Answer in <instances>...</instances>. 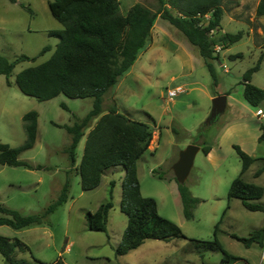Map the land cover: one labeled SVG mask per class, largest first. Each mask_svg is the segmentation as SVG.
Returning <instances> with one entry per match:
<instances>
[{"label": "rangeland", "instance_id": "374dc122", "mask_svg": "<svg viewBox=\"0 0 264 264\" xmlns=\"http://www.w3.org/2000/svg\"><path fill=\"white\" fill-rule=\"evenodd\" d=\"M50 1L17 0L12 3L0 0V56L10 61L22 55L31 59L16 66L9 78L11 85L5 76L0 75V142L13 148L24 144L23 117L28 112H38L36 144L33 149L22 153L20 160L48 168L30 170L0 165V205L24 216L37 214L57 200L68 179L71 180L69 200L50 216L46 224L21 230L0 225V236L21 240L35 258L48 264L59 259L65 264L264 262V247L253 245L247 248L234 238L249 239L254 230L262 228L264 212H250L240 200L228 198L233 181L241 176L242 162L235 150V146L242 147L241 143H245L247 149L252 147L258 156L257 162L242 178L264 188V175L254 177L264 166V142L256 140L264 122L236 102L245 101L244 75L264 53V17L256 16L260 0H222V29L214 31L211 39L216 41L225 33L243 32L244 35L240 41L220 52L215 48L222 44L215 45L218 60L212 61V65L217 85L199 50L181 31L158 16L149 49L105 96L104 111L116 105L119 113L150 126L153 132L151 146L138 161L141 193L143 197L155 199L159 214L178 225L185 237L170 242L146 240L140 248L121 257L116 256L115 249L128 225V218L120 205L124 171L115 169L106 173L101 184L90 191L82 189L78 174H67L71 166L64 151L71 143V136L64 127L73 125L77 118H84L93 108V99L73 100L61 95L40 102L25 96L15 83L21 71L48 61L59 43L57 38L49 35L50 31L63 29L50 12ZM119 2L123 14L136 4L148 8L152 14L160 8L159 0ZM168 8L176 13L170 6ZM209 19L210 16L204 18L203 24ZM46 47L50 50L41 54ZM239 54L242 56L238 57ZM251 82L264 88V61ZM178 87L184 92L170 99L169 92ZM223 95L231 97L229 104L232 106L209 124L213 100ZM240 113L244 115L240 116ZM88 133L89 130L77 148L78 164ZM189 145L214 148L220 161L211 162L202 150L197 154L187 186L201 203L190 221L184 217L172 171L180 152ZM107 202L113 203L107 231L89 230L86 213L96 212ZM258 203L264 205V196ZM3 216L0 213V218ZM216 231L225 251L239 261L228 263L221 252L198 251L195 241H211ZM18 258L32 261L29 253L20 254ZM0 264H6L1 253Z\"/></svg>", "mask_w": 264, "mask_h": 264}, {"label": "trees", "instance_id": "16d2710c", "mask_svg": "<svg viewBox=\"0 0 264 264\" xmlns=\"http://www.w3.org/2000/svg\"><path fill=\"white\" fill-rule=\"evenodd\" d=\"M159 2L160 8L157 13L152 14L148 8L136 4L123 14L119 0H51L50 12L63 25L62 30L49 32L51 37L59 40L56 50L48 61L21 71L15 80L17 87L25 96L40 102L50 101L61 95L73 100L93 99V108L84 118H77L73 125L64 127L71 136V143L64 151L71 166L67 174L73 172L78 174L81 177L82 189L90 191L101 184L106 173L115 169L124 171L120 205L121 211L128 218V225L122 241L115 249L117 257L137 250L146 240L170 242L185 237L178 225L159 214L157 201L143 197L141 193L138 161L151 146L153 132L150 126L119 113L116 105L104 111L105 96L132 69L140 55L149 49L158 16L181 31L190 44L199 50L215 85L217 78L212 65V61L218 60L215 56V45L220 43L223 49H226L240 41L244 35L243 32L225 33L216 41L211 39L214 31L222 29L224 16L222 0H159ZM28 11L32 13L31 9ZM207 16H210V19L207 24H203L202 20ZM256 16L264 17V0H260ZM49 50L50 48L46 47L41 54ZM241 56L242 54L238 55ZM30 60L24 55L15 61L0 56V75L5 76L8 85H11L9 78L16 66ZM263 61L264 53L244 75V98L253 108L264 102V88L257 87L251 82L252 76L260 70ZM38 120L39 114L36 111L24 115L26 140L21 146L13 148L0 142V165L30 170L48 169L20 160L21 154L33 149L36 144ZM260 129L259 140L264 142V125ZM87 130L89 133L84 153L78 164L77 148ZM210 150V147L202 149L205 155L209 154ZM235 150L241 159L242 170L241 176L233 181L228 198L240 200L250 212H264V205L258 203L264 196V188L247 183L242 178L258 159L249 156L240 146H235ZM263 173L264 166L256 171L254 177L258 178ZM175 181L184 217L190 221L194 218V210L201 200L191 194L187 183L181 185L176 178ZM70 187L71 180L68 179L57 200L37 214L24 216L18 211L0 205V213L4 215L0 218V225L21 230L46 224L50 216L68 202ZM112 208L113 203L107 202L96 212H87L89 230L107 231L108 216ZM216 234L217 231L211 241H195L198 244L196 245L198 251L204 249L221 252L228 263L231 260L239 261V258L225 251ZM234 238L247 248L253 245L264 247V226L254 230L249 239L236 236ZM0 253L6 264H48L35 258L30 248L17 238L0 236ZM25 253L30 254L32 261L18 258L20 254ZM53 264L65 263L59 259Z\"/></svg>", "mask_w": 264, "mask_h": 264}, {"label": "water", "instance_id": "95a60500", "mask_svg": "<svg viewBox=\"0 0 264 264\" xmlns=\"http://www.w3.org/2000/svg\"><path fill=\"white\" fill-rule=\"evenodd\" d=\"M227 106V97L226 96H218L213 100V107L208 119V123L211 124L215 121V119L223 114L226 110ZM201 151V148L196 145H189L185 149H183L180 154L178 160L172 167V171L175 175L177 182L181 185L187 183V180L193 170L195 159L197 154Z\"/></svg>", "mask_w": 264, "mask_h": 264}, {"label": "crops", "instance_id": "0c3cea01", "mask_svg": "<svg viewBox=\"0 0 264 264\" xmlns=\"http://www.w3.org/2000/svg\"><path fill=\"white\" fill-rule=\"evenodd\" d=\"M157 21H156V23H155V28H154V30L156 31V27H157ZM156 34H158V33H155V35ZM231 97L230 96H228L227 97V106H226V109L229 107V106H232V105H230L229 104V99H230ZM243 98H244V90H243ZM234 100V99H233ZM244 100H245V98H244ZM236 102H238V104H239V106L242 108L243 107V109H246V111H248V112H251V113H253V116L254 117H257L258 118V120H261L262 122H264V102L259 106V107H257V108H253L246 100L245 101H242V100H239V101H237L236 100ZM254 109V111H252L251 109L252 108ZM237 109V108H236ZM240 116H242V115H244L243 113H240L239 114ZM247 132V129H245V133ZM260 135H261V131H260V134L258 133L257 134V138H256V140H259V138H260ZM246 137H248V136H246ZM245 140H247V138L245 139ZM258 143H259V141H258ZM247 144V143H246ZM241 145H242V147H241V149L244 151V152H246L247 154H249V155H251L253 158H255V159H257L258 158V156H257V152L255 153L254 152V150H253V148L252 147H250V148H246V146H245V143H241ZM206 147H210V146H206ZM219 147H220V145H219ZM211 148V147H210ZM203 149V148H202ZM201 149V150H202ZM210 160H211V162H213V163H215V161H219V159L215 156V154H214V148H211V150H210V152H209V154H207L206 155ZM220 162V161H219ZM222 163V162H221ZM254 165V164H253ZM252 165V166H253ZM251 166V167H252ZM250 167V168H251ZM249 168V169H250ZM249 171V170H248ZM247 171V172H248ZM246 172V173H247ZM246 173H244V174H246ZM243 174V175H244ZM264 175V173L260 176V177H262ZM260 177H258V178H260ZM123 182V181H122ZM178 188V187H177Z\"/></svg>", "mask_w": 264, "mask_h": 264}, {"label": "built area", "instance_id": "2783aa9c", "mask_svg": "<svg viewBox=\"0 0 264 264\" xmlns=\"http://www.w3.org/2000/svg\"><path fill=\"white\" fill-rule=\"evenodd\" d=\"M216 52H220L223 50V46L222 45H218L216 48H215ZM182 92H184V89L181 88V87H178L177 89L175 90H172L169 92V97L170 99H173L175 97H177L179 94H181Z\"/></svg>", "mask_w": 264, "mask_h": 264}]
</instances>
